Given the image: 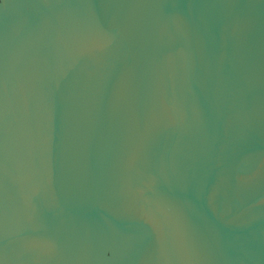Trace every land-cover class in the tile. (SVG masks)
I'll return each instance as SVG.
<instances>
[{"label": "water", "instance_id": "water-1", "mask_svg": "<svg viewBox=\"0 0 264 264\" xmlns=\"http://www.w3.org/2000/svg\"><path fill=\"white\" fill-rule=\"evenodd\" d=\"M96 19L118 43L102 60L80 56L65 75L63 33ZM169 53L171 63L189 60L188 103L200 116L153 133L129 168L165 99L153 70ZM6 126L13 174L21 129L37 141L50 132V153L37 155L51 156L57 199L40 203L32 227L10 176L6 235L0 173V261L165 264L166 253L168 264H188L186 251L192 264H264V0H0V140ZM162 165L171 182L160 188L190 210V233L116 211L129 178ZM249 207L246 222H228ZM21 229L32 251L20 247Z\"/></svg>", "mask_w": 264, "mask_h": 264}, {"label": "clouds", "instance_id": "clouds-1", "mask_svg": "<svg viewBox=\"0 0 264 264\" xmlns=\"http://www.w3.org/2000/svg\"><path fill=\"white\" fill-rule=\"evenodd\" d=\"M178 26V25H177ZM119 34L113 28L100 19H96L87 24H79L75 28L66 29L62 35V43L67 53L64 74L68 75L76 66L77 59L86 54L93 55L99 59H104L116 46ZM167 54L162 57L154 68V85L156 91L165 97L162 104L158 105V110L153 111L145 130L140 134L136 152L129 162V168L135 164V158L142 153L153 133L162 130L172 129L179 131L189 127V114L199 118L200 113L197 105L193 101L188 103V93L191 92L190 73L191 66L187 56H181L176 63H171ZM181 70L179 86L177 81V69ZM179 88V95L177 89ZM7 89V80H5ZM171 89V94H169ZM25 106V111H27ZM50 120V117H49ZM37 148L40 152L51 150V135H40L38 141L32 137L29 128L23 127L15 148V173L10 171V149L9 134L7 126L0 142V173L5 180V209L4 226L5 234L9 228V207L7 196V181L11 176L12 180L19 187L20 206L26 211L24 219L35 226V221L40 218V203L50 204L57 199L55 178L51 162V156L38 157ZM171 177L168 170L162 165L156 172H146L141 178L132 182L129 178L120 192L121 203L116 211L125 216L139 219L146 225H154L157 220L164 219L172 225H182L187 232L196 230V225L191 216L190 210L185 208L179 200L170 198L160 185L170 183ZM215 192L209 193V203H213ZM251 213V207L237 210L235 215L228 220L229 223L239 221L246 222L247 214ZM20 247L24 251H32L33 245L22 235L23 230H18ZM54 249L49 248L48 254ZM188 264H192L194 257L183 252ZM165 264H168V256L162 253ZM6 264V261H0Z\"/></svg>", "mask_w": 264, "mask_h": 264}, {"label": "snow or ice", "instance_id": "snow-or-ice-1", "mask_svg": "<svg viewBox=\"0 0 264 264\" xmlns=\"http://www.w3.org/2000/svg\"><path fill=\"white\" fill-rule=\"evenodd\" d=\"M0 142H2V140H0Z\"/></svg>", "mask_w": 264, "mask_h": 264}]
</instances>
